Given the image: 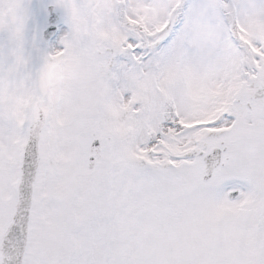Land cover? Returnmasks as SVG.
Segmentation results:
<instances>
[{"label":"snow or ice","instance_id":"snow-or-ice-1","mask_svg":"<svg viewBox=\"0 0 264 264\" xmlns=\"http://www.w3.org/2000/svg\"><path fill=\"white\" fill-rule=\"evenodd\" d=\"M0 264H264V0H0Z\"/></svg>","mask_w":264,"mask_h":264}]
</instances>
